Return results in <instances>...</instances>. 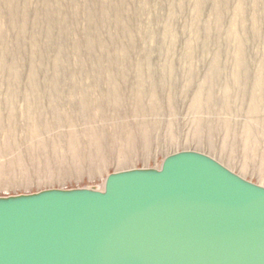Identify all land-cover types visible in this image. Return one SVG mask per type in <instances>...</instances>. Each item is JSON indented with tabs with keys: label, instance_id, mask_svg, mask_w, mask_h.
Segmentation results:
<instances>
[{
	"label": "rangeland",
	"instance_id": "obj_1",
	"mask_svg": "<svg viewBox=\"0 0 264 264\" xmlns=\"http://www.w3.org/2000/svg\"><path fill=\"white\" fill-rule=\"evenodd\" d=\"M184 150L264 186V0H0V197Z\"/></svg>",
	"mask_w": 264,
	"mask_h": 264
},
{
	"label": "water",
	"instance_id": "obj_2",
	"mask_svg": "<svg viewBox=\"0 0 264 264\" xmlns=\"http://www.w3.org/2000/svg\"><path fill=\"white\" fill-rule=\"evenodd\" d=\"M162 162L0 197V264H264V186L194 150Z\"/></svg>",
	"mask_w": 264,
	"mask_h": 264
}]
</instances>
